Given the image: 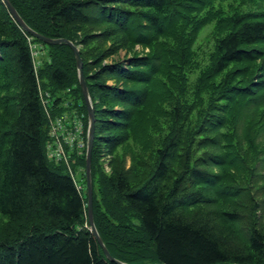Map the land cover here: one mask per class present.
<instances>
[{"label":"trees","instance_id":"16d2710c","mask_svg":"<svg viewBox=\"0 0 264 264\" xmlns=\"http://www.w3.org/2000/svg\"><path fill=\"white\" fill-rule=\"evenodd\" d=\"M9 1L37 33L80 46L95 112L93 220L109 253L264 264V0ZM30 41L45 51L36 68ZM119 49L130 54L103 62ZM39 88L87 120L71 48L30 35L0 0V264H116L89 231L86 196L45 156ZM122 145L133 146L127 167L114 155Z\"/></svg>","mask_w":264,"mask_h":264},{"label":"built area","instance_id":"2783aa9c","mask_svg":"<svg viewBox=\"0 0 264 264\" xmlns=\"http://www.w3.org/2000/svg\"><path fill=\"white\" fill-rule=\"evenodd\" d=\"M31 53L36 55V49L31 48ZM39 98L48 120L45 155L49 160L64 163L77 190H80V183L74 179L71 165L85 147L84 114L77 107H71L67 101L52 107L48 93L42 90H39ZM60 106L66 109L54 112Z\"/></svg>","mask_w":264,"mask_h":264},{"label":"water","instance_id":"95a60500","mask_svg":"<svg viewBox=\"0 0 264 264\" xmlns=\"http://www.w3.org/2000/svg\"><path fill=\"white\" fill-rule=\"evenodd\" d=\"M5 4L7 9L9 10L12 18L19 24V26L32 35L35 38H38L45 44H58L64 43L68 45L71 50L73 51L75 61H76V68H77V76H78V83L81 89V94L83 96V100L87 110V144H86V151H85V188H86V207H87V222L89 231L94 235L95 239L97 240L103 254L105 257L115 262L116 264H127L121 260L114 258L106 248L102 238L100 237L96 226L93 220V209H92V199H93V187H92V176H91V152H92V145H93V138H94V124H95V112L92 105V101L88 92V88L85 82V78L82 72V60L79 54L78 47L70 40L66 38H50L44 36L40 33H37L33 29H31L21 18L18 14L16 9L13 7L9 0H2Z\"/></svg>","mask_w":264,"mask_h":264},{"label":"rangeland","instance_id":"374dc122","mask_svg":"<svg viewBox=\"0 0 264 264\" xmlns=\"http://www.w3.org/2000/svg\"><path fill=\"white\" fill-rule=\"evenodd\" d=\"M211 27H212L211 24L206 26L199 33L198 39L196 41L195 47L197 49V52H199V54L201 56L205 55V53H207L212 46L213 39H212V35H211ZM29 46H30V49L32 48V49L37 50V55L35 56V62H36V65H38L41 58L44 57L45 51H44V49H42V47L39 44H37V43L35 44L34 42H31V41L29 42ZM77 47L79 49L80 46H77ZM133 49L137 50L139 53H143V52L148 51V48H146V47L142 48L139 45H134ZM129 54H130L129 51H126L125 49H119V51L117 53L113 54L111 57L104 60L103 62H107L110 60H116V59H118V60L123 59L126 56H128ZM66 92H68V90H65V91L63 90L61 93L63 94ZM62 96H63V98L70 99V98H67L66 95H62ZM132 148H133V146L131 147L130 145H122L116 149V152L114 154L116 156L117 155L122 156V158L126 164V167L129 166V164H130V151ZM111 159H112V154H109V153H103L102 158L100 159V162L102 163V168L106 173H109L111 170V161H110ZM73 171L75 174V178L77 180H79V182H80L81 191L85 195L86 192H85V180H84V166L76 163V165H73Z\"/></svg>","mask_w":264,"mask_h":264}]
</instances>
